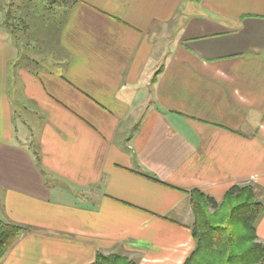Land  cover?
<instances>
[{"label":"crops","instance_id":"1","mask_svg":"<svg viewBox=\"0 0 264 264\" xmlns=\"http://www.w3.org/2000/svg\"><path fill=\"white\" fill-rule=\"evenodd\" d=\"M10 3L0 220L27 229L0 264H183L190 190L264 194V0H13L24 30Z\"/></svg>","mask_w":264,"mask_h":264},{"label":"trees","instance_id":"2","mask_svg":"<svg viewBox=\"0 0 264 264\" xmlns=\"http://www.w3.org/2000/svg\"><path fill=\"white\" fill-rule=\"evenodd\" d=\"M52 7L60 0H41ZM190 226L194 247L183 264H262L264 244L257 241L256 225L264 203L253 184L230 186L218 202L199 189L189 192ZM27 228L0 220V259ZM89 264H137L118 253H98Z\"/></svg>","mask_w":264,"mask_h":264},{"label":"rangeland","instance_id":"3","mask_svg":"<svg viewBox=\"0 0 264 264\" xmlns=\"http://www.w3.org/2000/svg\"><path fill=\"white\" fill-rule=\"evenodd\" d=\"M19 1V0H18ZM13 2V0H11V3ZM20 2H22V4H25V6L27 7V9H26V11L27 12H34V11H36L38 8L37 7H40L41 5H42V1L41 0H30V2H27V1H25V0H20ZM11 3H10V5H8V8L5 10V15L7 16H10V23H11V25L12 26H15V27H17L18 26V28L20 27H22V30H24V29H27V27H24V23H25V21H22V20H20L19 19V16H17L16 14H17V10H18V7L19 6H14L13 7V5H11ZM38 12H39V10H37V14H38ZM37 14L35 15L36 16V19L38 20L39 18H38V16H37ZM16 18V19H15ZM43 23L45 24L46 22L45 21H43ZM46 24H48V23H46ZM23 27H24V29H23ZM19 28V29H20ZM256 189V188H255ZM256 198L258 199V200H260V201H262L263 203H264V194L262 195V193H260V191H258V190H256ZM222 199V198H221ZM220 199V200H221ZM219 200V201H220ZM218 201V202H219ZM256 234H257V230H256ZM193 239V238H192ZM257 241L259 242V243H262V244H264V231L263 230H260L259 228H258V234H257ZM193 242H194V240H193ZM193 249V248H192ZM192 251V250H191ZM190 251V252H191ZM189 252V253H190ZM111 254V253H110ZM121 256H124V257H127L128 259H132V258H130L129 256H127V255H124V254H120ZM189 255V254H188ZM187 255V256H188ZM187 258V257H186ZM185 258V259H186ZM134 260V259H133ZM262 264H264V263H262Z\"/></svg>","mask_w":264,"mask_h":264}]
</instances>
